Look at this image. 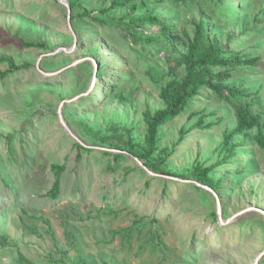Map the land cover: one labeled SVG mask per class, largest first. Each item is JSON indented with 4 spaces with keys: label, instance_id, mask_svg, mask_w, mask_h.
I'll list each match as a JSON object with an SVG mask.
<instances>
[{
    "label": "rangeland",
    "instance_id": "374dc122",
    "mask_svg": "<svg viewBox=\"0 0 264 264\" xmlns=\"http://www.w3.org/2000/svg\"><path fill=\"white\" fill-rule=\"evenodd\" d=\"M74 1L70 30L59 0H0V57L30 65L0 85V264H20V255L33 264H256L264 149L259 129L229 147L225 137L241 104L264 121V0ZM150 16L169 30L130 23ZM199 25L201 51L261 62L230 70L225 85L244 98L203 89L160 129L153 173L129 149L145 146L146 109L165 108L163 88L185 78L186 37ZM21 40L47 46L29 50ZM60 49L74 51L48 56ZM197 163L212 169L217 196L197 186ZM53 165L67 167L58 200L48 197Z\"/></svg>",
    "mask_w": 264,
    "mask_h": 264
},
{
    "label": "trees",
    "instance_id": "16d2710c",
    "mask_svg": "<svg viewBox=\"0 0 264 264\" xmlns=\"http://www.w3.org/2000/svg\"><path fill=\"white\" fill-rule=\"evenodd\" d=\"M134 0H130L133 2ZM147 0H141L142 6L146 5ZM120 0L117 1L119 3ZM68 3L74 12L76 9V3L74 0H68ZM115 4V6L117 5ZM139 8L135 6V9ZM110 12V11H109ZM108 12V13H109ZM81 16V15H80ZM82 17V16H81ZM83 17H88L85 14ZM147 20L153 24L161 26L163 32L165 33L168 27H165L157 18L153 17H139L130 19V23L137 25L139 20ZM74 22V18L72 19ZM100 22H104L99 20ZM121 23V22H119ZM134 41H138V36L135 30L131 29ZM203 35V26L199 25L197 32L193 41L186 37L188 40V54L185 55V68L186 76L182 81L173 80L166 84L161 92V99L165 104V108L160 109L156 112H152L149 108L143 114V119L147 125V135L145 138V146L141 149H137L134 146H131L129 152L140 161H143L145 166L153 173H160V163L154 160V157L158 151V141L160 135V129L169 122L177 120L185 112L186 106L189 100H192L200 95V92L203 89H208L212 91L215 95L220 96L226 90L229 95L234 99L238 100L244 98V92L238 91L237 89L227 87L225 83L229 81L232 77V68L236 67H246V68H255L261 62L259 58H243L240 55L233 57L231 59L223 58V51L211 47L207 51H201V42ZM22 46L26 49H46L45 43H33L21 40ZM0 63L8 65V69L5 71H0V85L4 82L10 75H13L22 70H27L30 68L29 64L17 65L15 62L7 57H0ZM216 69H219L217 71ZM204 124L200 123L197 127L202 128ZM259 129L257 136L258 144L264 149V121L260 116L254 115L251 112L249 106L241 104L238 114V126L237 128L228 136L225 137V147H229L233 139L242 135L249 137L250 133ZM181 141L184 140L185 133L181 132ZM15 137L10 136L9 147L13 145ZM76 147L83 152L92 153L93 150L85 148L80 144H77ZM104 156L112 157L115 162L120 161L125 158L123 154H111L108 152L103 153ZM80 159V156L78 157ZM78 159V160H79ZM67 167L65 165H53L52 172L54 173L55 182L52 187V190L49 192L48 197L52 200H58L61 196V185H62V176L66 172ZM194 174L201 184L213 189L216 193L220 191L219 186L213 180L209 178L210 173L212 172L211 168H204L201 164L197 163L194 167ZM201 190L200 188H197ZM0 245H4L3 242H0ZM20 264H33L30 262L24 255L19 256Z\"/></svg>",
    "mask_w": 264,
    "mask_h": 264
},
{
    "label": "water",
    "instance_id": "95a60500",
    "mask_svg": "<svg viewBox=\"0 0 264 264\" xmlns=\"http://www.w3.org/2000/svg\"><path fill=\"white\" fill-rule=\"evenodd\" d=\"M60 1V3H62L63 5H65L67 8H68V11H69V14H68V26H69V28H70V30H72V26H71V24H72V16H71V11H72V9H71V7H70V5H69V3H68V1L67 0H59ZM75 43H77V38H76V36H75ZM73 51L74 50H65V49H60V50H58V51H56V52H53V53H51V54H49L48 56H55L56 54H58V53H60V52H66L67 54H71V53H73ZM79 64V62H76L73 66H77ZM72 66V67H73ZM137 159V158H136ZM137 160H139V159H137ZM140 161V160H139ZM144 168L145 169H147V170H149L146 166H145V164H144ZM150 171V170H149ZM151 172V171H150ZM185 182V181H184ZM197 184V183H196ZM197 186H199V187H201V188H203V189H205V190H208V191H210V192H212L213 194H215L216 195V193H215V191L214 190H212L211 188H209V187H207V186H205V185H203V184H197ZM217 196V195H216ZM245 211H243V212H241V213H239V214H237L236 216H235V218L236 217H238V216H240V215H242L243 213H244ZM218 218H219V220H220V222H222V218H221V213L219 212L218 213ZM223 224V223H222ZM264 255V252L260 255V257L257 259V262H256V264H258L259 263V260L261 259V257Z\"/></svg>",
    "mask_w": 264,
    "mask_h": 264
}]
</instances>
